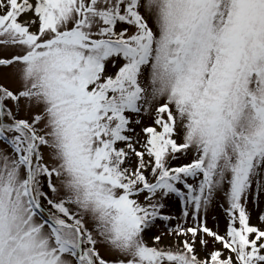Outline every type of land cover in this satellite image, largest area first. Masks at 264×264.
Instances as JSON below:
<instances>
[{"label":"snow or ice","instance_id":"snow-or-ice-1","mask_svg":"<svg viewBox=\"0 0 264 264\" xmlns=\"http://www.w3.org/2000/svg\"><path fill=\"white\" fill-rule=\"evenodd\" d=\"M262 204L264 0H0V264H264Z\"/></svg>","mask_w":264,"mask_h":264},{"label":"rangeland","instance_id":"rangeland-1","mask_svg":"<svg viewBox=\"0 0 264 264\" xmlns=\"http://www.w3.org/2000/svg\"><path fill=\"white\" fill-rule=\"evenodd\" d=\"M11 86H14V85H11ZM144 121H145V123L150 122V120L147 116L144 117ZM137 131H139V129H137ZM220 203H223V201L210 206L209 211H208V224L210 227H213V228L219 226L220 230L223 231L226 217H225L223 208L220 207ZM261 210H264V204H262L260 206V208H256L255 206H249V211L252 213V217H253L254 221L256 219L257 214ZM170 211L172 213H177L178 208L173 206L170 208ZM155 231H157V233H159L160 227L155 229Z\"/></svg>","mask_w":264,"mask_h":264}]
</instances>
